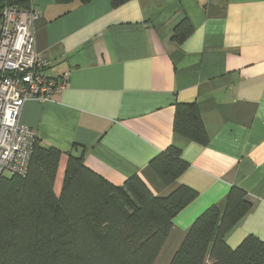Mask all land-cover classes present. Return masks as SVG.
Returning <instances> with one entry per match:
<instances>
[{
  "label": "crops",
  "instance_id": "crops-1",
  "mask_svg": "<svg viewBox=\"0 0 264 264\" xmlns=\"http://www.w3.org/2000/svg\"><path fill=\"white\" fill-rule=\"evenodd\" d=\"M36 50L44 73L69 84L45 102L26 103L23 120L44 146L85 148L86 164L116 185L139 174L160 196L181 184L199 195L174 218L155 264H169L193 222L232 186L252 207L227 235L236 248L264 240V0H33ZM188 19L190 36L175 27ZM197 102L209 143L174 129L177 103ZM181 149L188 169L167 186L151 168L160 152Z\"/></svg>",
  "mask_w": 264,
  "mask_h": 264
},
{
  "label": "trees",
  "instance_id": "trees-1",
  "mask_svg": "<svg viewBox=\"0 0 264 264\" xmlns=\"http://www.w3.org/2000/svg\"><path fill=\"white\" fill-rule=\"evenodd\" d=\"M127 1L111 0L114 7ZM7 6L28 9L33 0H0V30ZM192 31L183 19L174 39L183 43ZM174 129L192 141L209 143L197 102L176 104ZM62 155L61 149L37 139L27 171L0 176V264H155L174 218L199 192L181 184L160 196L139 174L116 185L86 164L83 148L67 154L57 194ZM150 166L170 186L189 163L171 145ZM251 207L247 192L232 186L225 208L213 204L199 214L169 264H264V240L248 235L232 248L226 239Z\"/></svg>",
  "mask_w": 264,
  "mask_h": 264
},
{
  "label": "built area",
  "instance_id": "built-area-1",
  "mask_svg": "<svg viewBox=\"0 0 264 264\" xmlns=\"http://www.w3.org/2000/svg\"><path fill=\"white\" fill-rule=\"evenodd\" d=\"M31 6L3 10L0 30V176L24 174L29 166L37 129L23 120L31 100L45 103L69 84L68 75L53 77L43 71L49 62L36 50L35 22Z\"/></svg>",
  "mask_w": 264,
  "mask_h": 264
}]
</instances>
